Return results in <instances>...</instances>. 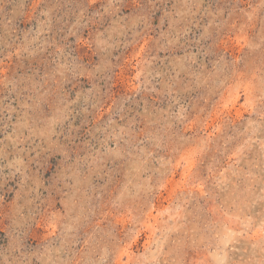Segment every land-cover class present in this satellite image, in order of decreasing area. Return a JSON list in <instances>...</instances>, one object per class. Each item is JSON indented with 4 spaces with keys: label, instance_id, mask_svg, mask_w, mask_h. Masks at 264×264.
I'll return each instance as SVG.
<instances>
[{
    "label": "rangeland",
    "instance_id": "obj_1",
    "mask_svg": "<svg viewBox=\"0 0 264 264\" xmlns=\"http://www.w3.org/2000/svg\"><path fill=\"white\" fill-rule=\"evenodd\" d=\"M0 264H264V0H0Z\"/></svg>",
    "mask_w": 264,
    "mask_h": 264
}]
</instances>
